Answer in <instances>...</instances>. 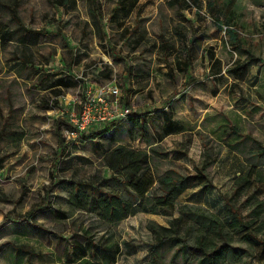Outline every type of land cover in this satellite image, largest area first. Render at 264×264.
Returning a JSON list of instances; mask_svg holds the SVG:
<instances>
[{
    "label": "rangeland",
    "instance_id": "374dc122",
    "mask_svg": "<svg viewBox=\"0 0 264 264\" xmlns=\"http://www.w3.org/2000/svg\"><path fill=\"white\" fill-rule=\"evenodd\" d=\"M0 25L24 27L39 40L31 66L17 70L21 48H0V264L100 262L91 250L76 258L75 236L108 246L102 264H196L175 257L170 244L149 251L148 226H167L169 218L139 213L105 226L67 205L68 181L108 176L101 154L111 143L98 136L72 149L65 106L79 112L87 88L116 86L119 96L107 97L112 115L124 107L142 114L151 139L162 127L155 113L173 111L185 130L154 145L157 173L189 175L206 166L210 191L191 188L178 203L223 212L248 163L264 178V156L257 157L264 148V0H0ZM245 51L256 58L246 72ZM71 53L80 64L70 70L87 88L60 99L36 91L50 73L66 75L60 58L71 65ZM42 100L52 101V110H42ZM114 130L116 142L146 147L129 138L124 122ZM175 152L185 157L173 160Z\"/></svg>",
    "mask_w": 264,
    "mask_h": 264
},
{
    "label": "trees",
    "instance_id": "16d2710c",
    "mask_svg": "<svg viewBox=\"0 0 264 264\" xmlns=\"http://www.w3.org/2000/svg\"><path fill=\"white\" fill-rule=\"evenodd\" d=\"M217 25L221 27L220 23ZM226 33L237 45L236 31L227 28ZM245 52V62L240 67L244 71L256 61L250 51ZM119 122L127 123L131 138L140 137L147 145H152L146 121L138 115L113 121L110 125L98 124L81 133L72 146L94 142L98 136H104L111 143L101 154L108 176L95 183L82 181L69 199L71 208L95 215L105 226H115L137 213L169 218L167 226L156 229L148 226L154 240L149 251L153 253L158 247L170 244L177 247L174 256L181 255L185 263L194 259L196 264H264V178L256 165L248 163L246 170L236 178L232 193L225 196L227 208L223 212L180 204L177 198L189 188L198 187L204 193L210 190L212 185L205 172L206 166L195 168V173L189 175L172 171L158 174L154 156L160 154L155 147L147 151L116 142L114 129ZM181 130V123L164 112L161 136L157 138L161 140ZM258 152L257 157L264 156V148ZM175 154L173 160L185 157L183 153ZM75 239L71 252L77 259L85 258L93 243L81 237ZM93 250L94 256L110 252V249ZM83 264L92 263L85 261Z\"/></svg>",
    "mask_w": 264,
    "mask_h": 264
},
{
    "label": "crops",
    "instance_id": "0c3cea01",
    "mask_svg": "<svg viewBox=\"0 0 264 264\" xmlns=\"http://www.w3.org/2000/svg\"><path fill=\"white\" fill-rule=\"evenodd\" d=\"M66 1L67 0H52V3H55V5L58 4V5L62 6V5H65ZM12 43H16L21 48L20 49V54H17L18 56L16 57L15 60H13V62H15L14 63L15 70H17V68H19L21 65H25L27 67H30L31 66L30 64H31V62L33 60V57L35 56L34 47H36L38 45V43H39V40L37 39L35 33H32V31H30L28 29L26 30L24 27H17V29L10 30V29H8L5 26L0 25V48L5 49ZM65 48H67V50H69V52L75 51V53H76V50L78 49V46L77 47H71V43L66 41ZM28 53L30 55H28ZM75 53H71V55L73 56V63H71V65H69L68 62H66L64 59H62V57L60 58L61 61L59 60L60 61L59 65L63 68V70H61V71H62V73L65 72L66 75H64L63 77L57 78L59 76V74L56 75L57 73H50L51 75L46 76L45 77L46 79H42L43 82L40 83V85H39L41 89H38L36 91H39V92H51L54 96H56V98L60 99L66 94L71 96V94H74V92L79 91L80 88H82V89L87 88V86L85 87L84 85H87L88 81H86L85 84L84 83L81 84L82 80H80V77H78L76 75V73L73 72V70L72 71L70 70V69H72L71 68L72 66H74V65L77 66V64L78 65L80 64V62L77 63V59H76V58L79 57V56L77 57L76 54H79V53H76V54ZM52 57H53V55H51L50 58L52 59ZM35 70L36 71H41V70H39L37 68H35ZM88 87H90V86H88ZM42 102H43L42 105H41L42 110H47V111L52 110L51 109L52 106L50 105V104H52V101H47L46 102V101L42 100ZM65 102L67 103V102H69V100L66 99ZM54 104L57 106L58 102L55 101ZM72 104L73 103H69L70 106H72ZM69 105L65 106L66 107V111L68 110L67 112H69V109H68ZM12 106H14L13 108H15V106H17V105H12ZM167 106H169V104H167ZM165 109L166 108L164 107L163 109L157 111V113H155V115H154L155 119H159V121L161 123V126L163 125V113L164 112H168L170 117H171V119L173 121H177V122L181 123V125H183V123L180 120H175L174 119V112L173 111H167ZM134 115L140 116L142 118V120L145 119L146 124L148 126L149 139L151 140L152 145L151 146L147 145V143L140 137H137L135 139L131 138L129 136V134H128V125H127L126 122H124V127L126 129V132H127V135L129 136V138L132 141H137L139 139L141 141V143L146 146L144 149L142 147H138V146L137 147L132 146L133 148H137V149H142V150H147L148 151L150 147H155L154 146L155 144H159L160 141L164 137H166V136H164L161 140H158V138L151 139V137H150L151 133L150 132H151L152 127L149 124V122L147 121V119L142 114H134ZM66 116L68 117V113H66ZM151 121L153 122L154 120H151ZM161 129H162V127H161ZM184 130L185 129L182 126V130L180 132H178V133H182ZM178 133H175V134H178ZM171 135H173V134H171ZM160 136H161V131H160ZM168 136H170V135H168ZM118 144H120V143H118ZM70 147L72 149H76L77 148V146L75 147V146H72V145ZM154 158H155V156H154ZM155 169L157 170L156 165H155ZM82 181H83L82 179L79 180V181H76V180L75 181H72V180L68 181V183H67V185H68V189H67L68 197L66 198V203H67V205L69 207H70V205L68 204L69 199L76 193L78 185L80 183H82ZM194 188H198V187H194ZM211 188H212V186H211ZM189 189H191V188H189ZM189 189H187V190H189ZM187 190H185V191H187ZM209 191H207V192H209ZM184 192L177 198V202H178V199L184 194ZM71 209H73V208H71ZM75 211L83 212V211H80V210H75ZM137 214H139V213H137ZM141 214H145V213H141ZM130 217H133V216H129L126 219H128ZM126 219L122 220L121 222L125 221ZM121 222H119L118 224H120ZM75 237H78V236H75ZM75 237H74V239H75ZM81 238H83V237H81ZM101 244L102 243H100V245ZM100 245L99 244H93V247L90 250L94 251L93 250L94 248H96L98 250H108V246L104 245V247H100ZM94 257H96L100 262L92 263V264H102L101 260L104 257L103 254L99 253V254H97V256H94ZM65 258H67V256ZM85 258H82L80 260H83Z\"/></svg>",
    "mask_w": 264,
    "mask_h": 264
},
{
    "label": "built area",
    "instance_id": "2783aa9c",
    "mask_svg": "<svg viewBox=\"0 0 264 264\" xmlns=\"http://www.w3.org/2000/svg\"><path fill=\"white\" fill-rule=\"evenodd\" d=\"M94 93L91 95V92ZM86 99L79 112H76L73 108L69 110L68 119L69 127L66 129L65 134L67 138L73 139L76 144V139L81 133L87 132L91 127L104 124L107 125L117 120H125L130 116L129 108H121L120 113L117 116L112 115L110 110V102L107 97L117 98L119 96V90L116 86L110 87H98L87 88Z\"/></svg>",
    "mask_w": 264,
    "mask_h": 264
}]
</instances>
